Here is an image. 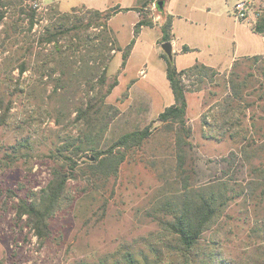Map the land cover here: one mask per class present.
<instances>
[{
  "label": "rangeland",
  "instance_id": "374dc122",
  "mask_svg": "<svg viewBox=\"0 0 264 264\" xmlns=\"http://www.w3.org/2000/svg\"><path fill=\"white\" fill-rule=\"evenodd\" d=\"M80 1L22 0V7L34 8L32 28L25 15L9 10L0 26V264H182L175 240L162 224L168 216L164 200L184 187L221 182L227 184L231 199L202 233L198 254L213 249L224 264H264V189L249 185L252 168H264V37L235 20V0H208L209 12H190L200 0L167 2V9L181 16L189 13L196 21H174L178 42L198 48L176 55L175 66L185 68L198 59L226 67L200 84L185 78L195 90L185 94L184 144L177 145L179 125L158 118L175 103L165 76L164 51L156 43L161 35L157 0H146L142 10L152 17L153 26L143 27L135 37L124 66L122 51H111L105 83L116 78L117 84L105 97L103 109L110 105L118 112L112 114L100 148L145 126L150 135L127 151L116 176L93 182L77 173L70 177L71 200L51 217L50 235L44 241L37 239L25 215L17 216L20 199L30 201L31 192L37 193L51 178V167L61 157L59 147L84 134L83 124L74 122L75 114L69 111L83 91H53L63 67L53 44L39 41L51 7L58 13L77 9L79 14L88 8ZM89 1L110 8L132 4ZM245 1L248 22L253 24L264 0ZM17 17L21 26L13 32L10 23ZM136 17L134 11H120L108 21L121 49L133 37ZM5 28L13 35L10 40L5 39ZM96 31L93 26L88 29ZM257 53L262 58L256 61L242 56ZM10 55L17 63L27 62L23 73L17 66H6L3 59ZM234 57L238 59L228 68ZM73 158L82 163L79 156Z\"/></svg>",
  "mask_w": 264,
  "mask_h": 264
},
{
  "label": "trees",
  "instance_id": "16d2710c",
  "mask_svg": "<svg viewBox=\"0 0 264 264\" xmlns=\"http://www.w3.org/2000/svg\"><path fill=\"white\" fill-rule=\"evenodd\" d=\"M153 1V0H152ZM162 1V6L158 4ZM156 1V10L162 14L164 0ZM22 0H0V26L7 12L25 15L28 19V28L34 24L35 11L32 6L22 7ZM147 2L137 7L138 20L133 25V37L130 42L121 49L116 44L111 34L108 21L112 15L131 8H120L112 6L106 10L84 8L81 13L77 9L58 13L53 7L50 8V21L45 25L40 37V43H52L58 52V62L63 67L53 91L59 87L68 89H82L83 96L73 106L70 113H74L73 120L82 123L84 134L77 136L61 145L58 149L61 157L51 167V178L47 184L37 193L31 192L32 199H20L17 204V216H26V223L33 230L37 239L41 242L50 235V219L61 206L70 201L69 178H76L77 174L88 177L90 181H104L117 175L119 166L126 157L127 151L133 146L140 145L151 131L148 126L122 134L112 142L106 149L100 148V141L107 124L118 110L108 105L104 110V99L117 84L114 78L106 85L107 66L112 58V50L122 51L121 66H124L133 47L135 37L143 26H153L152 17H147L142 10ZM9 10V11H7ZM58 13V14H56ZM19 17L10 23L11 31L16 32L21 26ZM96 28V32L89 33V27ZM252 30L264 35V7L252 25ZM160 42L170 41L171 17L167 15L160 25ZM5 39L13 38V35L5 28ZM64 39V43H60ZM183 51L187 47L182 48ZM14 55L4 58L6 66H17L18 71L23 73L27 69V62L18 59ZM161 57L166 61L165 76L168 80L175 105L166 107L159 113L161 121L177 123L179 125V136L177 145L185 143L183 137L187 134L185 124L186 92L192 91L185 83V78L192 79L193 83L200 84L204 78L212 79L218 74L216 69L196 62L186 68L177 69L172 57L162 53ZM253 60L262 57L254 55ZM233 66V65H232ZM43 76V73L41 74ZM2 108V102H0ZM8 110V109H7ZM183 134V135H182ZM68 151L69 153H65ZM88 152L91 154L87 155ZM73 156L81 158L79 164ZM85 157H87L85 159ZM181 161V154L179 155ZM254 180L249 185L262 186L264 189V168H252ZM77 173V174H76ZM228 187L225 182L211 183L198 188L184 187L177 193H169L163 204V210L168 215L162 222L169 235L175 240L182 259V264H224L216 259L213 249L202 251L198 254L199 239L202 233L213 224L223 212L231 195L227 194Z\"/></svg>",
  "mask_w": 264,
  "mask_h": 264
},
{
  "label": "crops",
  "instance_id": "0c3cea01",
  "mask_svg": "<svg viewBox=\"0 0 264 264\" xmlns=\"http://www.w3.org/2000/svg\"><path fill=\"white\" fill-rule=\"evenodd\" d=\"M144 1H146V0H132V4L130 5V6H126V7H121V6H119L118 4H117V6H119L120 8H131L130 10H127V11H134L135 13H136V21L138 20V12L135 10V8L136 7H139L142 3H144ZM158 1V0H157ZM235 1H237V0H235ZM167 2H168V0H164V2H163V7H162V14H160L159 12H158V14H157V16H156V18L159 20V22H158V26H160L161 24H162V20L164 21V19H165V17L167 16V15H169L170 17H171V34H172V38H171V40H170V43H171V48H172V59L174 60V57L176 56V55H178V54H181V53H188L189 51H193V50H197L198 48L196 47V46H192V45H190V44H187V43H179L178 42V37L175 35V33H174V31H173V24H174V21H175V19L177 18V19H181L182 17H185L184 18V22H190V23H196V21L195 20H192L193 18L191 17V16H189V13L187 14V16H181V14H179V13H177V12H174V10H173V8H166V5H167ZM200 2V4H195V5H192L190 8H189V10H190V12L191 11H193V10H198V9H204L206 12H209L210 11V7H209V5L208 4H206L207 2H208V0H200L199 1ZM80 3L81 4H84L86 7H88V8H94V9H98V10H101V11H103V10H106V9H109L110 7H101V6H99L98 4H95V3H93L92 1H87V0H82V1H80ZM155 3H156V1H155ZM186 5V4H185ZM115 6V5H114ZM112 7V6H111ZM187 7V5L184 7V9ZM187 12H189V11H187ZM118 13V12H117ZM235 18V17H234ZM236 20V19H235ZM236 21H238L240 24H244V22L245 23H247V25L249 26V31L250 32H253V33H256V32H254L253 30H252V24L250 23V22H248V21H243V20H236ZM143 27H145V26H143ZM142 27V28H143ZM141 28V29H142ZM141 31V30H140ZM161 32V31H160ZM256 34H259V33H256ZM161 36V35H160ZM260 36L261 37H264V35L263 34H260ZM156 43H158V44H162L163 42H160V37H159V39H157V41H156ZM187 47V50L186 51H183V47ZM259 53H257V54H245V55H242V56H244V57H252V56H254V55H258ZM242 56H239V57H242ZM238 59V57H234V58H232V62H230L229 63V65L227 66L228 68H230V65L232 66L233 64L232 63H234L236 60ZM174 62V61H173ZM196 62H199V63H203L204 65H206V66H210V67H213L214 69H216V71L219 73V67H223V69L224 68H226V67H224V66H221V64L220 63H216V64H210V63H208V62H202V61H200V60H198V59H195V62L194 63H196ZM193 63V64H194ZM192 64V65H193ZM191 66V65H190ZM177 68V67H176ZM186 68V67H185ZM178 69V68H177ZM145 74V73H144Z\"/></svg>",
  "mask_w": 264,
  "mask_h": 264
},
{
  "label": "built area",
  "instance_id": "2783aa9c",
  "mask_svg": "<svg viewBox=\"0 0 264 264\" xmlns=\"http://www.w3.org/2000/svg\"><path fill=\"white\" fill-rule=\"evenodd\" d=\"M33 5H34V7H36L38 5V3L34 2ZM233 13H234V17H235L236 20L248 21V16H249L248 2L245 1V0H237V1H235L234 4H233ZM140 73L143 74L145 72L142 69V70H140Z\"/></svg>",
  "mask_w": 264,
  "mask_h": 264
},
{
  "label": "water",
  "instance_id": "95a60500",
  "mask_svg": "<svg viewBox=\"0 0 264 264\" xmlns=\"http://www.w3.org/2000/svg\"><path fill=\"white\" fill-rule=\"evenodd\" d=\"M158 4L162 6V1H158ZM161 48L163 49L164 53L168 56H172V48H171V43L170 41H165L161 44Z\"/></svg>",
  "mask_w": 264,
  "mask_h": 264
}]
</instances>
